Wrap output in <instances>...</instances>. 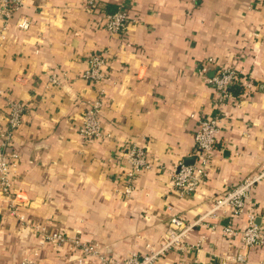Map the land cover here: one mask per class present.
Returning a JSON list of instances; mask_svg holds the SVG:
<instances>
[{
	"label": "crops",
	"instance_id": "obj_1",
	"mask_svg": "<svg viewBox=\"0 0 264 264\" xmlns=\"http://www.w3.org/2000/svg\"><path fill=\"white\" fill-rule=\"evenodd\" d=\"M119 1L99 0L90 13L86 0H25L8 22L0 18V145L8 98L27 106L12 137L19 153L10 173L14 193L0 190V264H21L36 248L41 264H75L65 248L40 245L39 225L98 242L110 260L159 251L170 215L194 223L215 198L264 170V4L128 0V29L120 36L103 26V14L117 11ZM24 18L28 29L18 25ZM97 53L111 74L102 86L83 77ZM214 62L242 71L235 87L241 94L221 109L208 176L196 195L180 196L173 174L180 163L198 164V119L217 112L206 79ZM100 96L105 134L86 141L82 113ZM134 144L146 148L149 167L126 197L120 177ZM250 215L264 233V177L243 213L216 210L190 229L184 241L201 243L200 250L172 247L153 264H223L243 251L223 225L245 229ZM249 259L264 264V240Z\"/></svg>",
	"mask_w": 264,
	"mask_h": 264
},
{
	"label": "built area",
	"instance_id": "obj_2",
	"mask_svg": "<svg viewBox=\"0 0 264 264\" xmlns=\"http://www.w3.org/2000/svg\"><path fill=\"white\" fill-rule=\"evenodd\" d=\"M25 0H0V18L9 21L14 12L24 3ZM201 0H194L200 2ZM86 8L90 13L98 10L99 0H86ZM264 4V0H256V7ZM128 0H120L117 11L103 14V26L112 34L124 36L128 29ZM19 27L28 29L30 23L27 18L21 19ZM213 60V59H212ZM215 71L212 76L206 77L214 90V102L217 112L209 115H202L198 119V127L194 134L195 148L198 164L190 165L180 163L173 174V185L175 191L180 196L196 195L199 184L208 176L210 161L213 151L217 147V137L220 131L221 109L226 104L238 100L239 97L234 93V87L238 83L244 82L242 71L236 67H223L218 62H214ZM206 68L201 72L205 74ZM83 77L93 84L101 85L110 81L111 74L106 69V58L101 53L93 54L87 58V68ZM53 82H57L52 77ZM103 99H98L90 103L82 113V120L79 127V133L84 140L99 138L104 132L103 125L99 115L102 109ZM7 126L3 131V138L0 145V190L2 193L11 196L14 193L13 179L11 171L13 165L19 159V153L12 149V137L14 131L23 124V117L27 111V106L18 100L8 98L6 103ZM124 157L129 163V170L125 176L120 177L122 181L123 192L126 197L133 195L135 183L138 175L149 167L147 151L145 147L138 145H129ZM264 177V170L249 176L238 185L227 189L220 196L215 198L214 207L206 214H212L216 210L233 211L235 215L244 212L245 205L251 199L253 186ZM229 209V210H228ZM206 215L200 217L194 223H186L185 220L177 214L170 215V226L168 228V239L159 251H151L148 254H139L132 252L126 256L123 261L110 260L105 254L104 248L98 242H85L80 237H72L66 234L60 228L49 229L45 225H39L40 245L50 246L57 250L65 248L71 255V260L75 264H153L158 257L172 247L179 250H188L191 248L201 249V243L190 245L184 241L187 233L195 225L201 222ZM249 225L245 229H236L230 225H223V234L228 239L239 237L243 243V251H238L233 255H226L225 261H234L238 264H252L249 259L250 249L259 245L264 240V233L255 221V215H250ZM32 256H28L21 264H41V251L34 249Z\"/></svg>",
	"mask_w": 264,
	"mask_h": 264
},
{
	"label": "trees",
	"instance_id": "obj_3",
	"mask_svg": "<svg viewBox=\"0 0 264 264\" xmlns=\"http://www.w3.org/2000/svg\"><path fill=\"white\" fill-rule=\"evenodd\" d=\"M236 86H238V85H235V87H236ZM235 87H234V93H235L236 95H238V97H239L240 94H241V93L238 92V91L240 90V88H239V89H236ZM237 90H238V91H237Z\"/></svg>",
	"mask_w": 264,
	"mask_h": 264
}]
</instances>
